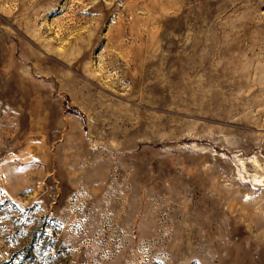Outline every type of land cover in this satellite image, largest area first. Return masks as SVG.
<instances>
[{"label":"rangeland","instance_id":"obj_1","mask_svg":"<svg viewBox=\"0 0 264 264\" xmlns=\"http://www.w3.org/2000/svg\"><path fill=\"white\" fill-rule=\"evenodd\" d=\"M0 264H264V0H0Z\"/></svg>","mask_w":264,"mask_h":264}]
</instances>
